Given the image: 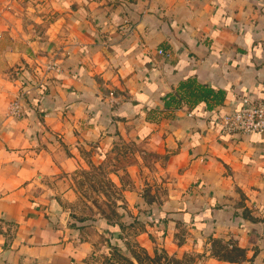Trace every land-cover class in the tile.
Returning <instances> with one entry per match:
<instances>
[{
	"label": "crops",
	"instance_id": "1",
	"mask_svg": "<svg viewBox=\"0 0 264 264\" xmlns=\"http://www.w3.org/2000/svg\"><path fill=\"white\" fill-rule=\"evenodd\" d=\"M16 1L0 0V264H102L131 237L264 264V134L220 127L264 101V0H46L35 24ZM189 80L225 99L190 100ZM101 169L118 219L89 225L74 207ZM215 241L245 259L217 258Z\"/></svg>",
	"mask_w": 264,
	"mask_h": 264
},
{
	"label": "rangeland",
	"instance_id": "2",
	"mask_svg": "<svg viewBox=\"0 0 264 264\" xmlns=\"http://www.w3.org/2000/svg\"><path fill=\"white\" fill-rule=\"evenodd\" d=\"M16 2L18 8L20 6L24 11L22 19L25 22L35 24L41 20L46 22L51 20L50 16H52V11L48 15L45 13V11H42L41 6L46 3V0H17ZM30 9H32L33 12H31L29 15L24 14ZM58 50L60 51L61 48H57V50L55 48L54 52L45 51V53L49 52L48 56L46 55L48 58V64L50 62H57V58L59 57ZM106 178L107 176H105L103 169L99 170L95 174L93 173L91 175H84L82 177L81 183L83 185V197L74 207L77 219L88 223L89 225H93V221L97 222V219L103 218L110 219L112 222H117V211L119 210L118 200L121 199V191L120 189L113 187L110 181H107ZM128 245L132 252L140 251L139 248H137L134 237L129 239ZM157 250L160 251L161 249L157 248ZM132 252L129 251L126 254H118L115 252H110L109 254L103 253L102 255H98V259L102 264H130V261H133L135 264H137L132 258ZM194 257L195 259L197 258L196 256ZM197 263L198 262L196 260V264Z\"/></svg>",
	"mask_w": 264,
	"mask_h": 264
},
{
	"label": "trees",
	"instance_id": "3",
	"mask_svg": "<svg viewBox=\"0 0 264 264\" xmlns=\"http://www.w3.org/2000/svg\"><path fill=\"white\" fill-rule=\"evenodd\" d=\"M185 89L186 95L193 101H205L209 108L210 101H214L215 104L221 103L225 99V93L223 91H215L212 88L198 85L195 80H189L179 87V91ZM171 99L174 98L170 96ZM168 105V103H167ZM214 255L224 261L240 262L245 259L244 250L229 244L223 245L220 241L214 243ZM140 251H133L130 248L122 249L121 247H115L114 252L118 254H125L127 251L132 252V258L137 264H196L194 256L185 254L182 257L170 255L166 250H155L153 254L148 253L144 248L137 246ZM130 264H135L130 261Z\"/></svg>",
	"mask_w": 264,
	"mask_h": 264
},
{
	"label": "built area",
	"instance_id": "4",
	"mask_svg": "<svg viewBox=\"0 0 264 264\" xmlns=\"http://www.w3.org/2000/svg\"><path fill=\"white\" fill-rule=\"evenodd\" d=\"M159 54H163L159 50ZM49 71H57V62H50ZM22 105L19 100L10 103L8 117L18 118L22 115ZM221 133L224 135H250L254 133L264 134V101L244 98L239 109L230 112L220 120Z\"/></svg>",
	"mask_w": 264,
	"mask_h": 264
}]
</instances>
